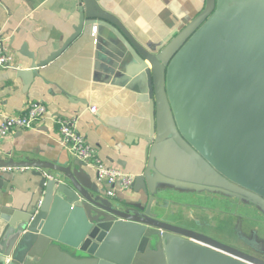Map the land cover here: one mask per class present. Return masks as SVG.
<instances>
[{"label": "water", "instance_id": "95a60500", "mask_svg": "<svg viewBox=\"0 0 264 264\" xmlns=\"http://www.w3.org/2000/svg\"><path fill=\"white\" fill-rule=\"evenodd\" d=\"M74 1V33L18 76L31 83L99 25L97 70L149 105L148 164L130 195L111 196L73 154L0 158L6 172L32 169L41 195L34 206L0 208V264H264V0H206L159 42L140 41L101 0ZM210 195L246 205L251 232L241 222L236 235L226 226L231 240L211 233L187 209ZM173 198L182 200L174 209Z\"/></svg>", "mask_w": 264, "mask_h": 264}, {"label": "crops", "instance_id": "0c3cea01", "mask_svg": "<svg viewBox=\"0 0 264 264\" xmlns=\"http://www.w3.org/2000/svg\"><path fill=\"white\" fill-rule=\"evenodd\" d=\"M100 2L140 41L159 42L175 28L190 22L204 8L206 0ZM78 21L74 0L1 1L0 31L16 67L0 68V107L7 114L20 115L32 102H42L47 112L36 128L14 129L4 137L0 158L10 159L13 154L25 152L45 160L69 159L71 153L61 141L57 118L77 115L78 131L94 146L97 156L127 173L142 174L150 154V144L142 137L149 131V105L126 85L107 82V73L97 70L99 25L87 26L53 62L40 68V76L31 83L18 76L20 67L27 68L32 63L31 56L39 62L60 49L74 33ZM93 105L97 106L96 112L90 110ZM88 169L97 173L92 164H88ZM37 182L32 169H0V208L34 206L41 200ZM101 183L117 196L130 195L133 187ZM179 202L182 200L173 198L172 209ZM196 215L205 219L210 210H198Z\"/></svg>", "mask_w": 264, "mask_h": 264}, {"label": "built area", "instance_id": "2783aa9c", "mask_svg": "<svg viewBox=\"0 0 264 264\" xmlns=\"http://www.w3.org/2000/svg\"><path fill=\"white\" fill-rule=\"evenodd\" d=\"M16 61L5 45V38L0 31V68H14ZM92 112L97 111V106L90 107ZM47 106L42 102H32L27 110L20 115H11L4 112L0 107V148L2 140L14 129L36 128L46 116ZM59 135L66 149L80 160L92 164L97 169L98 177L113 187L120 184L124 188H130L134 182L135 175L127 173L120 167L105 163L96 155L94 146L88 142L86 137L78 131V116L59 117ZM111 196L115 195L113 189L107 190Z\"/></svg>", "mask_w": 264, "mask_h": 264}, {"label": "rangeland", "instance_id": "374dc122", "mask_svg": "<svg viewBox=\"0 0 264 264\" xmlns=\"http://www.w3.org/2000/svg\"><path fill=\"white\" fill-rule=\"evenodd\" d=\"M223 198L224 197H216L214 195H210V197L204 199L195 197L190 200L189 203L191 204L187 209L193 208L197 214L200 206L210 210V218L209 215H206L204 220H206L207 224L211 223L210 232L224 241H227V239L231 240L227 237L228 232L226 226H233L232 229L234 228V233L236 235L237 232L235 229L239 227L241 222H243L242 226L244 227V230L250 233L252 224L249 220L250 213H248V207L243 205L239 208L238 204H236L232 208V202L227 198H225V201ZM181 211H184L183 208L179 209L180 213H182ZM197 222L198 221L196 220V223ZM234 233L232 236H234Z\"/></svg>", "mask_w": 264, "mask_h": 264}, {"label": "flooded vegetation", "instance_id": "af4514ba", "mask_svg": "<svg viewBox=\"0 0 264 264\" xmlns=\"http://www.w3.org/2000/svg\"><path fill=\"white\" fill-rule=\"evenodd\" d=\"M223 199L225 200V197H224ZM225 201H226V200H225ZM181 205H184V206H185V205H189V203H184V204L182 203ZM230 205H231V204H230ZM174 207L176 208V206H174ZM179 207H180V206H179ZM177 208H178V207H177ZM178 209H181V207L178 208Z\"/></svg>", "mask_w": 264, "mask_h": 264}]
</instances>
